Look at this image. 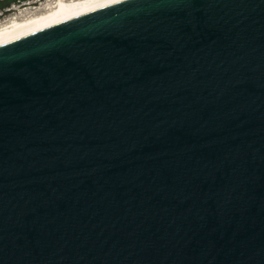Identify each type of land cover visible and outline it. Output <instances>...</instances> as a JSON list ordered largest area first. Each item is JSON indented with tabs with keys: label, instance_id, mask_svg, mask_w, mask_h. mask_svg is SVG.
<instances>
[{
	"label": "water",
	"instance_id": "obj_1",
	"mask_svg": "<svg viewBox=\"0 0 264 264\" xmlns=\"http://www.w3.org/2000/svg\"><path fill=\"white\" fill-rule=\"evenodd\" d=\"M0 264H264V0L0 42Z\"/></svg>",
	"mask_w": 264,
	"mask_h": 264
},
{
	"label": "bare ground",
	"instance_id": "obj_2",
	"mask_svg": "<svg viewBox=\"0 0 264 264\" xmlns=\"http://www.w3.org/2000/svg\"><path fill=\"white\" fill-rule=\"evenodd\" d=\"M117 1L120 0H57L53 4H50V2L48 6L47 4L45 5L47 7L41 6L38 13L34 12V14L32 12L33 15L30 17L22 19L23 16H17L8 20V23L0 25V42Z\"/></svg>",
	"mask_w": 264,
	"mask_h": 264
},
{
	"label": "rangeland",
	"instance_id": "obj_3",
	"mask_svg": "<svg viewBox=\"0 0 264 264\" xmlns=\"http://www.w3.org/2000/svg\"><path fill=\"white\" fill-rule=\"evenodd\" d=\"M56 1L57 0H0V25L8 23V20H11L17 16H23L24 18L22 17V19H25V17H30L33 15L32 12L38 13L41 6L47 7L50 2V4H53ZM46 4L47 6H45ZM33 8L35 11L32 10Z\"/></svg>",
	"mask_w": 264,
	"mask_h": 264
}]
</instances>
